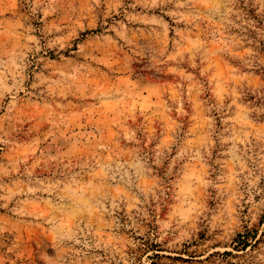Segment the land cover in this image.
<instances>
[{
    "label": "rangeland",
    "instance_id": "374dc122",
    "mask_svg": "<svg viewBox=\"0 0 264 264\" xmlns=\"http://www.w3.org/2000/svg\"><path fill=\"white\" fill-rule=\"evenodd\" d=\"M0 264H264V0H0Z\"/></svg>",
    "mask_w": 264,
    "mask_h": 264
},
{
    "label": "trees",
    "instance_id": "16d2710c",
    "mask_svg": "<svg viewBox=\"0 0 264 264\" xmlns=\"http://www.w3.org/2000/svg\"><path fill=\"white\" fill-rule=\"evenodd\" d=\"M244 243L246 244L247 242H244V241L242 242V244H243V245H242L243 248H246L247 246L245 247V246H244V245H245Z\"/></svg>",
    "mask_w": 264,
    "mask_h": 264
}]
</instances>
